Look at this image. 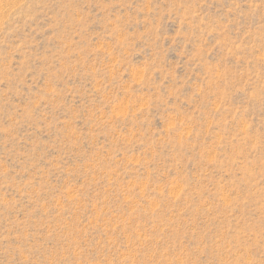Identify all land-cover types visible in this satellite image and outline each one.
Segmentation results:
<instances>
[{
  "label": "rangeland",
  "instance_id": "obj_1",
  "mask_svg": "<svg viewBox=\"0 0 264 264\" xmlns=\"http://www.w3.org/2000/svg\"><path fill=\"white\" fill-rule=\"evenodd\" d=\"M0 264H264V0H0Z\"/></svg>",
  "mask_w": 264,
  "mask_h": 264
}]
</instances>
